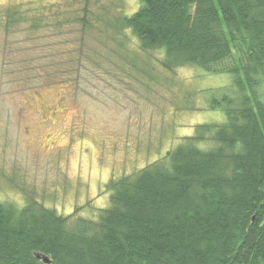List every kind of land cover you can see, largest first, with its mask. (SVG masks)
<instances>
[{"label": "trees", "instance_id": "16d2710c", "mask_svg": "<svg viewBox=\"0 0 264 264\" xmlns=\"http://www.w3.org/2000/svg\"><path fill=\"white\" fill-rule=\"evenodd\" d=\"M139 1L131 14L6 6L5 40L32 42L15 71L62 84L63 69L69 79L78 73L80 53L129 77L131 58L159 51L165 70L231 75V86L207 91L208 108L224 119L196 124L162 156L112 177L108 206L93 217L59 214L33 197L0 200V264H264V0ZM75 26L80 47L60 63V35L71 39Z\"/></svg>", "mask_w": 264, "mask_h": 264}, {"label": "rangeland", "instance_id": "374dc122", "mask_svg": "<svg viewBox=\"0 0 264 264\" xmlns=\"http://www.w3.org/2000/svg\"><path fill=\"white\" fill-rule=\"evenodd\" d=\"M27 2L60 13L131 14L140 5L139 0H0V10ZM77 31L75 26L71 39L60 35V63L70 60L68 47L79 49ZM89 36L84 42L91 46ZM128 36V47L136 49ZM31 43L24 34L5 40L0 20L1 201L20 205L33 197L59 214L78 209L77 214L93 217L108 206L105 183L112 177L162 156L192 135L196 124L224 119L219 109L208 108L207 91L231 86L228 73L195 66L165 70L157 62L161 53L150 51L138 56L145 63L130 59L137 74L121 77L108 72V63L80 60L79 53L78 73L69 79L63 69L59 76L65 82L55 84L34 70L25 76L15 71V61L27 64ZM17 47L24 50L22 57Z\"/></svg>", "mask_w": 264, "mask_h": 264}, {"label": "water", "instance_id": "95a60500", "mask_svg": "<svg viewBox=\"0 0 264 264\" xmlns=\"http://www.w3.org/2000/svg\"><path fill=\"white\" fill-rule=\"evenodd\" d=\"M43 261L49 263V261L45 257L43 258Z\"/></svg>", "mask_w": 264, "mask_h": 264}]
</instances>
